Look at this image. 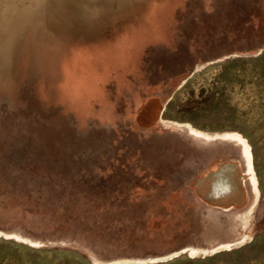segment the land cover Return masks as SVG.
Instances as JSON below:
<instances>
[{
  "label": "rangeland",
  "instance_id": "obj_1",
  "mask_svg": "<svg viewBox=\"0 0 264 264\" xmlns=\"http://www.w3.org/2000/svg\"><path fill=\"white\" fill-rule=\"evenodd\" d=\"M0 264H264V0H0Z\"/></svg>",
  "mask_w": 264,
  "mask_h": 264
},
{
  "label": "bare ground",
  "instance_id": "obj_2",
  "mask_svg": "<svg viewBox=\"0 0 264 264\" xmlns=\"http://www.w3.org/2000/svg\"><path fill=\"white\" fill-rule=\"evenodd\" d=\"M256 187V186H255Z\"/></svg>",
  "mask_w": 264,
  "mask_h": 264
}]
</instances>
